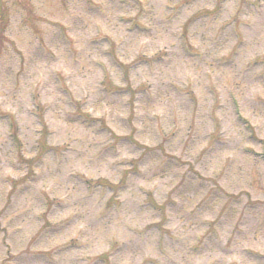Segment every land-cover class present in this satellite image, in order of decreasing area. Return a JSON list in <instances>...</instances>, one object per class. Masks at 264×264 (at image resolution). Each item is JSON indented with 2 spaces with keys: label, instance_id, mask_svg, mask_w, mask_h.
I'll return each instance as SVG.
<instances>
[{
  "label": "rangeland",
  "instance_id": "374dc122",
  "mask_svg": "<svg viewBox=\"0 0 264 264\" xmlns=\"http://www.w3.org/2000/svg\"><path fill=\"white\" fill-rule=\"evenodd\" d=\"M3 112L0 264H264V0H0Z\"/></svg>",
  "mask_w": 264,
  "mask_h": 264
}]
</instances>
